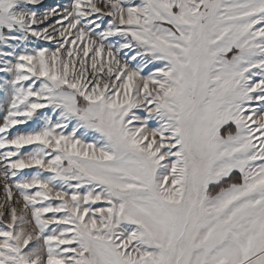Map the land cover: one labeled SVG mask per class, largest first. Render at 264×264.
<instances>
[{"label":"snow or ice","instance_id":"obj_1","mask_svg":"<svg viewBox=\"0 0 264 264\" xmlns=\"http://www.w3.org/2000/svg\"><path fill=\"white\" fill-rule=\"evenodd\" d=\"M0 264H264V0H0Z\"/></svg>","mask_w":264,"mask_h":264},{"label":"rangeland","instance_id":"obj_2","mask_svg":"<svg viewBox=\"0 0 264 264\" xmlns=\"http://www.w3.org/2000/svg\"><path fill=\"white\" fill-rule=\"evenodd\" d=\"M65 3L66 0H46V3L52 4V3ZM5 200V193L3 190V179L0 177V203H3Z\"/></svg>","mask_w":264,"mask_h":264}]
</instances>
